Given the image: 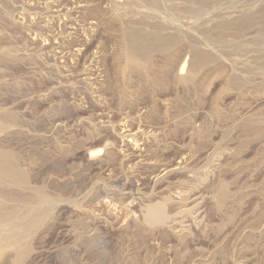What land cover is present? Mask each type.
I'll use <instances>...</instances> for the list:
<instances>
[{
	"label": "rangeland",
	"instance_id": "374dc122",
	"mask_svg": "<svg viewBox=\"0 0 264 264\" xmlns=\"http://www.w3.org/2000/svg\"><path fill=\"white\" fill-rule=\"evenodd\" d=\"M153 1L0 0V150L27 173L1 207L45 211L22 264H264V0ZM244 15L252 34L207 29ZM158 25L178 48L128 66L124 33ZM197 44L210 58L184 83L168 59Z\"/></svg>",
	"mask_w": 264,
	"mask_h": 264
},
{
	"label": "bare ground",
	"instance_id": "6f19581e",
	"mask_svg": "<svg viewBox=\"0 0 264 264\" xmlns=\"http://www.w3.org/2000/svg\"><path fill=\"white\" fill-rule=\"evenodd\" d=\"M145 1V0H144ZM148 1V5L155 4L153 0H146ZM181 1V0H179ZM188 1V3H186ZM213 2L214 0H182L181 3L183 5L188 6L190 10L191 8H194L193 5L196 3L199 4V6L204 7L205 5H208L209 2ZM187 5H186V4ZM159 4V3H158ZM147 5V4H146ZM178 5V4H177ZM180 5V3H179ZM82 6V5H81ZM145 6V5H144ZM152 10L154 5H151ZM198 7V5H196ZM149 7V6H147ZM157 8V7H156ZM178 8V7H177ZM208 8V7H207ZM79 9V8H78ZM186 9V8H185ZM197 9V8H196ZM200 9V8H199ZM202 8L200 9L201 12ZM193 11V10H192ZM191 11V12H192ZM197 11V10H196ZM199 11V10H198ZM205 11V10H204ZM190 12V11H189ZM190 12V13H191ZM197 14V13H196ZM184 15V14H183ZM253 15V14H252ZM252 15H244L241 17H238L236 19H230V20H222L217 23H213L211 26L212 27H207L212 30H215L217 32V35H220L221 33H225L228 31H235L236 33L240 34H252V30H254V17ZM196 16V15H195ZM254 16V15H253ZM142 19V18H141ZM138 23V22H137ZM166 23V22H165ZM208 23V22H206ZM257 23V22H255ZM166 25V24H165ZM169 25V24H168ZM256 25V24H255ZM163 26V25H162ZM156 27V26H155ZM159 29H154L152 31H145L140 29L139 27H132L124 33L125 35V40L127 43V48L125 50V56L127 59V64L128 66L132 67L133 69H143L144 64L147 62L148 59L152 57V53L154 51H167L170 52L174 50L175 46L177 44H180L181 38L183 39V36L181 37L179 34H163V32L160 31L161 25L157 26ZM203 27V26H201ZM164 28V27H163ZM206 28V26H205ZM206 29V30H207ZM165 30V29H163ZM205 30V32H206ZM208 30V31H209ZM207 31V34H208ZM204 33V32H203ZM205 35V33H204ZM216 35V34H215ZM257 35V34H255ZM205 36H210V35H205ZM245 36V35H244ZM260 36V35H259ZM263 36V35H261ZM260 36V37H261ZM188 37V36H187ZM218 37V36H216ZM227 37V36H226ZM212 38V37H211ZM219 38V37H218ZM248 38V37H247ZM253 42L254 43V35L252 36ZM259 38V37H258ZM264 38V37H263ZM193 39V38H192ZM195 39V38H194ZM215 39V38H214ZM223 39V38H222ZM225 39V38H224ZM239 40V39H238ZM249 40V39H248ZM247 40V41H248ZM183 41V40H182ZM181 41V42H182ZM185 41V40H184ZM204 41V40H203ZM221 41V40H220ZM230 41V40H229ZM228 41V42H229ZM235 41V40H233ZM257 41V40H256ZM261 41V40H260ZM227 42V41H226ZM201 44V43H200ZM207 44V43H206ZM244 44V41H243ZM250 44V43H249ZM263 44V43H262ZM103 45V44H102ZM209 45V44H208ZM242 45V44H241ZM257 45V44H256ZM192 46V45H191ZM199 45H193L192 47V53L190 57H183L179 56L178 59H175L176 61H172L171 59H168L167 63V70H172L176 71L175 73L179 74L178 79L181 80L184 83H190V82H196L195 80L197 79L198 71L206 65L210 58V54L205 51L204 49L199 48ZM246 46V45H243ZM262 46V45H261ZM178 48V45H177ZM245 48V47H244ZM176 49V48H175ZM179 50V49H178ZM252 50V49H251ZM210 52V51H209ZM252 52V51H251ZM5 53V52H4ZM163 53V52H162ZM249 53V52H248ZM6 54V53H5ZM166 54V53H165ZM179 54V53H177ZM175 55V54H174ZM212 56V55H211ZM214 56V55H213ZM91 59V58H90ZM173 59V58H172ZM149 61V60H148ZM249 66V65H248ZM263 66V65H262ZM244 68V67H243ZM92 69V68H90ZM166 70V72H167ZM169 70V71H170ZM245 71V69H243ZM171 72V71H170ZM173 74V73H172ZM262 75V74H261ZM264 75V74H263ZM171 76V75H170ZM174 77V76H172ZM177 77V76H176ZM175 77V78H176ZM243 78V77H242ZM261 78V77H260ZM177 79V78H176ZM231 79V78H230ZM264 81V79H262ZM246 80H242L240 76H233L231 79L232 85L234 84H241L242 82H245ZM230 83V82H229ZM250 83V82H248ZM231 84V83H230ZM3 127V125L0 124V128ZM247 127V126H246ZM249 127V126H248ZM128 129V128H127ZM135 130V129H134ZM148 132V131H147ZM151 132V131H150ZM128 134V133H127ZM140 136V135H139ZM148 136V135H147ZM135 138V137H134ZM154 139V136H153ZM138 140V139H137ZM100 143V142H99ZM111 143V142H109ZM113 143V142H112ZM138 143V142H137ZM98 144V143H97ZM132 144V143H131ZM134 144V143H133ZM108 145V144H107ZM98 146H100L98 144ZM97 146V147H98ZM106 147V145H104ZM111 146V145H110ZM149 146V144H148ZM105 147H98L93 152H96L97 154H102L104 153ZM113 147V145H112ZM137 147V146H136ZM147 148V147H146ZM136 153V152H135ZM145 154V153H144ZM136 155V154H135ZM142 155V154H141ZM140 155V156H141ZM152 155V154H151ZM138 156V155H137ZM153 156V155H152ZM143 157V156H142ZM146 157V156H145ZM140 159V158H139ZM144 159V158H143ZM146 159V158H145ZM153 159V158H152ZM151 160V158H150ZM181 160V159H180ZM153 162V161H152ZM163 162V161H162ZM161 162V163H162ZM183 162V161H182ZM141 163V162H140ZM166 163V162H165ZM168 163V162H167ZM153 164V163H152ZM151 165V164H150ZM180 165V164H179ZM189 166V165H188ZM154 167V166H153ZM174 168V167H173ZM153 169V168H152ZM168 167L163 168L160 170L161 174L163 171H166ZM169 171V170H168ZM167 173V172H166ZM169 173V172H168ZM156 174V173H155ZM158 174V173H157ZM174 174V173H173ZM169 176V175H168ZM162 177V176H161ZM155 180V179H154ZM157 180V179H156ZM27 183V173L26 171L20 166L18 158L12 154L11 152H7L4 150H0V232H1V240H0V248L2 250L12 247L13 253H11L8 257L11 258V264H22L24 262V256H25V237L28 234V232L35 227L40 220L43 217V214L41 213V210L31 212L30 214L27 215H19L14 209H10L7 211L2 210V204L5 202V198L7 197L8 193L2 190V187L6 184L10 185H25ZM157 183V182H156ZM183 184V183H182ZM186 185V184H185ZM218 186V185H217ZM167 187V186H166ZM184 187V185H182ZM181 187V188H182ZM158 188V186H157ZM180 189V186H179ZM217 189V188H216ZM164 190V189H163ZM181 190V189H180ZM216 191V190H215ZM112 192V191H111ZM127 192V191H126ZM191 192V191H190ZM173 193V192H172ZM181 193V192H180ZM189 193V192H188ZM219 199H224L228 195V189L226 188L225 185H222L219 189ZM168 194V193H167ZM190 194V193H189ZM174 195V194H173ZM188 195V194H186ZM216 196V195H215ZM175 197V196H174ZM194 197V196H192ZM47 198V197H46ZM171 198V196H170ZM176 198V197H175ZM174 198V199H175ZM218 198V197H217ZM48 199V198H47ZM46 199V200H47ZM164 199V198H163ZM162 199V200H163ZM190 197H184L182 199V204H180L179 208L184 212L187 209L185 208L187 205V202L189 201ZM216 199V198H215ZM40 200H45L44 198ZM178 200V199H176ZM195 200V199H194ZM198 200V199H196ZM47 201H51L50 198ZM42 202V201H41ZM199 202V201H198ZM197 202V203H198ZM7 203V202H6ZM45 204V203H41ZM39 204V205H41ZM177 204V203H176ZM175 205V204H174ZM178 205V204H177ZM49 206V205H48ZM199 206V205H198ZM45 207V205L43 206ZM185 209H184V208ZM195 207V206H194ZM38 208V207H37ZM40 208V206H39ZM30 210V209H29ZM44 210H46L44 208ZM175 210V209H174ZM47 211V210H46ZM49 211V210H48ZM189 211V210H187ZM182 212V213H183ZM193 212V211H192ZM29 213V212H28ZM49 214V212H48ZM177 214V213H176ZM189 214V213H188ZM166 208L163 204H151L147 207L146 209V220L149 223H157V222H162L169 217L167 216ZM187 215V214H186ZM189 216V215H188ZM144 218V221H145ZM173 220V219H172ZM168 222V221H167ZM180 222V221H179ZM161 224V223H160ZM159 224V225H160ZM166 224V223H165ZM200 224V223H199ZM202 225V224H201ZM161 226V225H160ZM157 227V226H156ZM185 227V226H184ZM200 227V226H199ZM205 229V228H204ZM31 235V233H30ZM27 246V245H26ZM12 252V251H11ZM7 254L9 253L6 252ZM7 258V257H6ZM7 260V259H6ZM5 261V260H4ZM7 262V261H6ZM5 262V264H6ZM8 263V262H7ZM10 264V263H9Z\"/></svg>",
	"mask_w": 264,
	"mask_h": 264
}]
</instances>
